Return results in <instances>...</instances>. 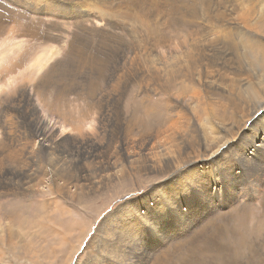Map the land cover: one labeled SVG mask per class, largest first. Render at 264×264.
Returning <instances> with one entry per match:
<instances>
[{
	"label": "bare ground",
	"instance_id": "1",
	"mask_svg": "<svg viewBox=\"0 0 264 264\" xmlns=\"http://www.w3.org/2000/svg\"><path fill=\"white\" fill-rule=\"evenodd\" d=\"M56 1H68L70 4L82 7V9H73L72 15L82 19V21L76 22L77 25L74 24L80 32L75 37L78 38V43L84 46L85 52L89 53L85 57L83 54L81 59L84 62L83 64L92 70L93 74V83L89 87L90 91L86 93L91 99L90 103L92 105L94 103L93 106H96L97 102H101L100 100L106 101L107 107L102 111L104 118L108 116L110 121L113 120L115 122L117 126L114 127L117 128V133L120 136L122 135L121 131L126 135H130L136 130L135 127L139 129L144 126V128L151 130V136L160 138L150 141L145 146L142 145L136 148L134 145L133 147L130 146V136H122L126 138H120L118 146L124 151L129 167L124 170L115 165L116 161L122 163L117 158L108 162V167L111 171L109 174L100 175L102 178L98 180H90L87 177L94 178V172L88 169L85 161L87 157L94 156V152H90L86 147L82 148L81 145L83 143L78 142L77 139L66 138L61 142H55L50 136L51 133L48 127L42 126L40 122L36 121L34 133L37 137L42 136L40 138L42 142L38 143V140H35L34 147V144H29L30 138H26L25 141L18 139L20 140L18 143L19 148L14 149V146L12 148L14 149L12 153L18 156L19 162L22 161L23 152L27 150L25 153L26 157H23L27 158L26 160H30L32 165L30 164L29 168L16 172V174L23 175L30 181H38V184H28L29 190L31 189L28 191L29 193L37 195L36 191L38 190L35 187L42 185L44 180L38 178L43 175L47 179V181L45 180L47 184L43 185L42 188L51 189L52 193L74 200L83 198L89 192L101 188L104 184V179H107V184H111V182L122 183L126 175L140 176L139 174L144 173V171L153 170L155 176L158 177L163 172L168 174L177 172L181 167L186 168V171L192 176V184L199 188L204 173L214 174L215 172H222L224 179L230 181V178L240 171L241 166V171H243L242 180H246L244 176L251 171H255V173L254 175L250 173L252 177L254 176L250 179V183L245 182L249 186L244 185L245 183L239 186L243 187L239 189L240 191H237L240 200L245 195H251L250 198L256 196L264 201V191H261V189L264 190V0H125L132 6L129 7L131 10L130 18L134 22L132 21L133 29L130 32L141 37L140 41L144 42L139 44V48L134 53H130L127 56L120 52L121 46H113L111 44L115 40H124V35L126 39V35L129 34L126 33L128 27L132 25L130 21L128 25H122L120 24L121 22H117L119 19L116 17H123V15L117 14L116 11L114 13V8L120 6L118 0H92L91 3L88 0H80L79 2L78 0L76 2L74 0ZM158 2H163L166 7L165 10L159 9L161 15L155 9L141 6L145 3L156 5ZM54 6L59 7L54 0H0V37L7 36L5 43H9V47H11V41L17 40L18 37L22 38L21 42L27 43V47H25L20 56L21 59L13 58L11 67L15 69L11 70L10 73H17L25 65L31 58L32 50L40 51L38 58L36 57V62L34 61L35 64L31 66L35 65L33 72L38 73L43 69V63H46L48 59L43 58L46 55H42V53L49 54L44 48L47 45L45 42L55 40L54 42L56 43L59 37L55 36L51 29L58 31L62 28L63 23V21L48 18L49 15H53V17L63 15L54 9ZM87 6L91 7V10L84 9ZM198 6L204 9V11L200 10V12H204V16L199 14ZM160 18L162 22H160ZM94 19L105 21V23L111 25L108 36L104 32H102L100 37L96 36L100 33V28H96L93 22ZM135 28L138 30L143 29L144 32H137ZM97 30L99 31L98 33H96ZM118 32H123L120 39L118 38V34H120ZM53 46L54 48L56 47V45ZM54 48L50 55L59 54L57 48ZM10 50L8 49V51ZM8 51L6 54H8ZM80 53V50L71 45L70 57ZM99 54H102L103 57L100 58ZM88 58H90L89 61H87ZM21 78L25 82V75H21ZM105 84L108 86V93L105 97L100 98V86L105 87ZM130 85H136L137 87L136 90L138 91L134 94L135 97L140 94L146 96L144 100H140L141 104L138 105L145 108V111L142 110L144 114L138 108H131V111L119 108L126 101L123 100V97L127 94L125 91ZM214 85L222 89L219 95L223 99V109L217 107L215 100H209L211 98L210 94L213 92L212 86ZM39 88L37 84L35 93L41 103L52 106L58 105L62 108V104L65 103L64 98L54 94L53 99L51 98L49 102H46V100L41 99L42 94L39 92ZM121 92L122 96H118ZM30 93L27 94L32 102L36 98ZM154 95L166 97L167 102L164 112H167V115L164 120L163 118H158L157 112L153 109L154 105L152 107L151 98ZM174 99H176L174 104H171ZM125 103L127 104V101ZM128 105H130L129 101ZM226 109H231V117L224 115ZM122 111L125 116L129 114L128 117L126 116L125 122H123L125 124L123 130L121 126L119 127V114ZM49 112L51 120H57L56 118L59 117L60 121H62L66 118V114L63 112H54L53 110L50 111V109ZM226 113L228 114V112ZM196 114L198 115L196 116ZM62 127V131H64L65 126L62 125ZM66 142L74 144V148H77L76 155L78 157L85 156L82 159L84 162H80V165L72 163L68 165L67 162H64L66 154L77 160L78 157L74 156L73 151L67 148L55 150L57 146L62 147V143L66 144ZM0 144L4 146L0 147V150L10 149L5 142L0 141ZM37 144L39 145V152L36 150ZM77 146L83 151L82 153ZM41 153L44 155L46 164L40 156ZM234 167L238 168V170L232 174L229 169ZM83 173L86 175L84 176ZM83 178H87L90 181L82 183L81 179ZM155 179L157 178L152 180ZM229 181H227L228 187L225 186L228 191L231 189L232 184L235 183L231 182V184ZM7 195L8 193H4L3 197L5 198ZM113 196L115 195L113 194ZM240 200L234 197L226 200V203L229 202L228 206H234V209L228 214L229 217L240 208ZM261 203L263 205V202ZM50 206L51 203L47 205L35 201V206L32 204V213H38L41 210L45 212ZM139 206L141 209L139 214L142 219L155 214L157 212L156 209L160 208L158 201L149 197L147 199L144 198L139 203ZM255 209L261 208L257 206ZM54 211L57 212V210ZM105 223L98 230L104 228ZM138 228L135 225V230H138ZM185 229L187 230V228ZM187 235L188 233L183 240L178 239L179 237L171 239L170 247H173V250L171 251L169 247L166 251L172 252L171 256L162 251L160 247L152 252L147 246H142V251L145 254L144 264H148L147 258L151 256H154L151 264H174V257L177 253L184 254V258L181 260L182 263H195L194 260L197 261L198 259L196 253H199V251L202 255L204 254V258L211 257L213 253L211 249L204 247V253H202L201 250L197 251V247L191 248L190 243L194 241L196 234L188 237V239ZM219 239L221 238L215 234L211 237L212 242L215 241V243ZM204 241L207 246L209 241L205 240V238ZM117 242V236L111 240L106 237V243L110 246ZM94 243H97L96 237H94L91 244L93 245ZM209 248L211 247L209 246ZM88 249L90 248L88 247ZM215 250L216 252L213 254L215 259H220L222 262L221 258L228 257L224 255L225 251L220 248V245H216ZM75 254L72 255L74 256ZM113 256H116L115 253H113Z\"/></svg>",
	"mask_w": 264,
	"mask_h": 264
},
{
	"label": "rangeland",
	"instance_id": "2",
	"mask_svg": "<svg viewBox=\"0 0 264 264\" xmlns=\"http://www.w3.org/2000/svg\"><path fill=\"white\" fill-rule=\"evenodd\" d=\"M54 1L59 5V7L54 6V9L63 15H56L55 17L49 15L48 18L63 21L62 28L58 30L61 33L51 29L55 33V36L60 38H58L60 42L58 40L56 43L54 42L55 40L45 42L47 45L44 48L49 54L42 53V55H46L43 58H47L48 61L43 63V69L41 71L38 73L33 72L35 65L33 67L31 66L35 64L40 51L32 50L31 58L25 65L17 73H10L11 70L15 69L11 67V62L14 59H21L20 56L25 50V47H27V43L21 42L22 38L18 37L17 40L11 41V47H9V43H5L7 36L0 37V141L5 142L10 147V149H4V151L0 150V158H2V161L0 160V264H144L145 254L142 251V246H147L152 252L154 250L156 251L159 247L162 251L166 252L167 248L169 249L170 247V241L173 240V237H179L178 239L183 240L187 233V239L196 234L194 241L190 243L191 248L197 247V251L201 250L204 253V247H206L209 250L211 249L213 253L211 252V257L204 258V254L202 255L200 251V254L197 252L198 259L197 261L194 260L195 263H182L181 260L184 258V254L177 253L174 257V264H227L229 262L231 264H264V201L256 196L250 198L251 195L246 196L245 194L246 197L244 196L240 200L237 191L243 187L239 186L245 182L250 183L249 181L254 177L252 175L255 173V171H251L250 173L252 175L249 173L244 176L247 181L242 180L243 171H241V166L240 171L230 178V181L224 179L222 172H215L214 174L204 173L199 188L192 184V176L186 171V168L181 167L177 172H172L173 174L163 172L164 174L161 173L158 177L155 176L153 170L144 171V173L139 174L140 176L133 174L126 175L124 177L125 180L121 179L124 180L123 182L121 181L122 183L111 182V184H107V179H104V184L101 188L89 192V196L85 195L83 198L74 200L57 193H52L51 189L42 188L43 185L47 184L45 182L47 179L44 178V175L38 178L44 181H42L41 186L35 187L38 190L36 191L37 195L28 192L31 190H29L28 184H38V181H30L25 176L16 174V172L27 169L32 165L30 160H26L27 158L25 159L23 157L27 150L23 152L24 155H22L21 162H19L20 159L18 156L12 152L15 148H19L18 143L21 139L25 141L26 138H30L29 144H34V147L35 140H38V143L42 142L40 140L42 136L37 137L34 133V124L36 121L40 122V125L48 127L51 133L50 136H52V140L55 142H61L66 138L77 139L78 142L83 143L81 145L82 148L86 147L90 152H94L93 158L87 157L85 161L88 169L94 172V178L87 177L90 180H98L102 178L100 175L109 174L111 171L109 170L108 162L114 161L117 158L122 163L116 161L115 165L124 170L129 167L125 159L124 151L118 146L120 138H126L122 136H130V146L133 147L134 145L136 148L142 145L145 146L150 141L160 138L151 136V130L144 128V126L139 129L135 127L136 130L130 135H126L121 131L122 135L120 136L117 133V128L114 127L117 126L115 122L113 120L110 121L108 116L106 117L107 119L104 118L102 111L107 107L106 101L100 100L101 102H97L96 106H93L94 103L93 105L90 103L91 99L86 93L90 91L89 87L93 83V74L92 70L86 67L81 59L83 54L85 57L89 53L85 52L84 46H81L78 43V38L75 37V35L80 33L76 29V22L82 21V19L72 15L73 9H82V7L70 4L68 1ZM74 1L76 2V0ZM118 1L120 2V6L114 8V13L116 11L117 14L123 15V17H116L119 19L117 22H121L120 24L122 25H128L130 21L132 25L128 27L126 33L129 34L126 35V39L124 35V40H115L111 44L113 46H121L120 52H123L127 56L130 53H134L139 48V44H143L144 42L140 41L141 37L135 34L133 35L130 32L133 29L134 22L130 18L131 10L129 7L132 6L125 0ZM88 2L91 3L92 0H88ZM141 6L155 9L158 12L159 9H166L163 2H158L156 5H148L145 3ZM84 9L91 10V7L87 6ZM200 10L204 11L202 7L198 6L199 14L204 16V12H200ZM93 22L97 29L100 28V33L96 35L97 37H100L102 32L108 36L109 27L111 26L109 23L95 19ZM160 22H162L161 18ZM135 30L140 33L144 32L143 29L138 30L135 28ZM99 31L97 30L96 33ZM118 33H120L118 34V38L120 39L123 32ZM53 45H56L55 48H57L59 54L50 55L53 52ZM71 45L80 50L81 53L70 57ZM8 49L13 50L8 51ZM7 51L8 54H6ZM2 52H5V55ZM99 56L100 58L103 57L102 54H99ZM89 60L90 58L87 59V61ZM21 75H25V82L22 81ZM11 76H13V79L10 78ZM37 84L40 87L39 92L42 94V100L49 102L51 98L53 99L54 94H58L64 98L65 103L62 104V108L58 105L52 106L41 103L38 95L35 93ZM212 88L213 92L210 94L211 98L209 100H215L217 107L223 109V99L219 95L222 89L217 85L212 86ZM136 89V85L128 86V89L125 91L127 94L123 97V100H126L127 104L125 103L126 101L122 103L119 106L120 109L131 111V108H138L141 113L142 110L145 111L144 107L138 105L141 104L140 100H144L146 96L140 94L137 96L139 99L135 97L134 94L138 91ZM27 93H30L36 99L31 102ZM107 93L108 86L106 84L105 87L100 86L99 97L103 98ZM118 96H122V92ZM175 100L171 101V104H174ZM128 101L130 105H128ZM166 102V97L162 95H154L151 98L154 111L157 112L158 118H163V120L167 115V112H164ZM49 109L50 111L65 113L66 121L64 119L60 121V118L56 114L54 115L58 117L56 118L57 120H51ZM230 111L231 109H226L224 115L231 117L232 112ZM119 115V127L121 126L123 130L125 127L123 122H125V118L129 114L125 116L122 111ZM142 119L144 120V118ZM64 121L65 123H63ZM62 125L65 126L64 131H62ZM71 144L70 142H66V144L62 143V147L57 146L55 150L67 148L73 151L75 156L77 154V148H74V144ZM13 146L14 149H12ZM0 147L4 146L0 144ZM77 147L79 149V146ZM38 149L39 145L36 147L37 152H39ZM79 151L81 153L83 152L81 149ZM40 156L46 164L43 153ZM84 157L80 156L76 160L66 154L64 162H67L68 165L71 163L80 165V162H84L82 161ZM229 170L233 174L237 172L238 168L234 167ZM259 173L263 174L262 172ZM83 175L85 176L86 174L83 173ZM87 178L81 179L82 183H88L90 180H87ZM154 178L157 179L152 180ZM227 181L230 183L235 182L234 184L231 183L232 186L229 191L226 189L228 187ZM248 183L244 185L249 186ZM140 187L142 189L139 190ZM100 191L101 193H99ZM261 191L264 190L261 189ZM2 193L3 195L4 193H8V195L4 198ZM148 197L157 200L160 208L156 209L157 212L155 214L149 215L146 218L147 221L145 218L142 219L139 214L141 212L139 203ZM230 197L240 200V208L238 209L239 211L233 212L232 216L229 217L228 214L234 209L233 205L228 206L229 202L226 203V200L230 199ZM35 201L47 205L51 203V206L45 212L41 210L38 213H32V204L35 206ZM261 202H263V205ZM257 206L261 209H255ZM54 210H57V212ZM226 221L228 222L226 223ZM104 223L105 227L98 230ZM135 225L139 227L138 230H135ZM214 234L221 238L216 243L211 240ZM116 236L118 237L116 244L113 243L110 246L106 243V237L111 240ZM94 237L97 238V243L92 245L91 243ZM204 238L209 241L207 246ZM134 239L136 240L134 241ZM216 245H220V248L225 251L224 255L228 256L223 259L221 258L222 262L220 259H215L213 255L216 252ZM170 250L172 251L173 247ZM74 253L76 254L73 256L72 254ZM113 253L116 256H113ZM166 253L170 254V256L172 254V252ZM147 259L148 264H151L154 256L148 257ZM224 261L226 262L224 263Z\"/></svg>",
	"mask_w": 264,
	"mask_h": 264
},
{
	"label": "snow or ice",
	"instance_id": "3",
	"mask_svg": "<svg viewBox=\"0 0 264 264\" xmlns=\"http://www.w3.org/2000/svg\"><path fill=\"white\" fill-rule=\"evenodd\" d=\"M117 211H119V209H117Z\"/></svg>",
	"mask_w": 264,
	"mask_h": 264
}]
</instances>
